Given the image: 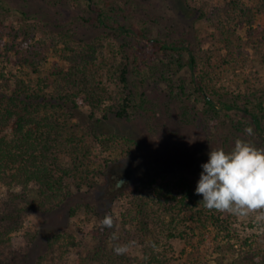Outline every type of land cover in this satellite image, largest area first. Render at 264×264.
<instances>
[{"label":"trees","instance_id":"trees-1","mask_svg":"<svg viewBox=\"0 0 264 264\" xmlns=\"http://www.w3.org/2000/svg\"><path fill=\"white\" fill-rule=\"evenodd\" d=\"M184 2L214 28L205 48L201 38L189 50L119 23L117 35L106 32L88 42L48 34L26 13L16 24L0 17V58L20 70L11 77L0 72V264H24L16 263L18 254L40 242L43 252L34 264H52L69 247L79 251L76 264H173L166 248L171 239L181 240L189 264H264V229L240 235L237 214L200 203L195 188L208 159L195 172L161 174L141 188L123 187L118 195L127 204L118 209V219L110 209L96 213L99 224L80 249L64 229L43 235L33 227L23 230L19 249L13 246L12 234L22 230L28 213L46 215L68 205L137 149L127 135L79 128L76 110L87 108L91 119H132L147 101V90L163 84L167 96L181 102L182 125L199 126L205 124L201 118L219 120L235 112L255 129L262 127L264 24L256 19L264 17V0H225L212 8L210 20L208 2ZM93 13L98 23L110 25L103 7ZM125 34L146 43L123 40ZM82 210L95 213L93 206L78 204L69 208V217ZM131 246L139 248V256L128 253Z\"/></svg>","mask_w":264,"mask_h":264},{"label":"rangeland","instance_id":"rangeland-1","mask_svg":"<svg viewBox=\"0 0 264 264\" xmlns=\"http://www.w3.org/2000/svg\"><path fill=\"white\" fill-rule=\"evenodd\" d=\"M205 1L211 6L207 9L209 20L214 13L212 8H221L225 2ZM98 7L106 10L107 15L104 17L106 23L111 26L105 27L93 19V9ZM22 13L33 19L32 22L39 23L41 29L48 34L67 33L72 38L88 42L106 32L117 35L119 32L114 29V25L119 23L129 29L142 30L148 37L183 45L190 50L195 48L199 38L205 48L208 45V35L214 30L209 23L197 18V12L188 9L184 0H0V17L5 23H18L17 20L23 17ZM256 20L264 24V17ZM41 32L38 30V33ZM126 37L123 40L133 44L138 41L146 43V40H136L132 35ZM115 39L121 41L119 38ZM51 63L50 60L48 68ZM0 72L5 77H11L13 74L19 75L20 70L11 60L1 57ZM134 78L135 76L130 74L131 82ZM168 92V88L163 84H158L152 91L147 90V101L133 113L132 119L111 117L103 120L99 115L91 119L88 117L87 108L75 111L74 122L79 128L85 131L91 128L104 134L127 135L136 141L137 149L112 165L106 177L101 179L97 186L76 193L68 205L46 215L28 213L23 217L22 230L12 234L13 246L16 249L23 245L22 233L27 227L36 228L43 235L64 229L79 248V243L88 241L95 226L99 224L98 213L111 212L114 218L118 219V209L122 204H127L126 198L118 195L123 187L137 185L141 188L147 180L161 174L195 172L198 165L208 159L211 150L223 148L230 151L237 139L247 140L258 148H264V120L262 127L255 129L240 113L229 112L219 120L201 118L205 124L201 122L199 126L182 125L179 115L181 102L177 98L168 97ZM198 114L203 116L202 112ZM247 127L253 129L252 135L245 132ZM3 190L1 189V196L5 194H2ZM78 204L93 206L95 213L87 215L82 210L69 217V208ZM260 209L236 215L235 227L240 235L257 233L264 229V208ZM182 247L179 239L169 241L166 248L174 257L173 264H189L187 256L180 252ZM160 251H163L162 248ZM42 252L40 242L27 253L22 250L16 263L24 259V264H34ZM128 253L140 255L139 248L135 246H131ZM78 255L76 247H69L52 264H76Z\"/></svg>","mask_w":264,"mask_h":264},{"label":"clouds","instance_id":"clouds-1","mask_svg":"<svg viewBox=\"0 0 264 264\" xmlns=\"http://www.w3.org/2000/svg\"><path fill=\"white\" fill-rule=\"evenodd\" d=\"M245 132L252 135L253 129ZM200 167L195 193L205 207L237 215L264 207V148L237 139L230 151L211 150Z\"/></svg>","mask_w":264,"mask_h":264}]
</instances>
